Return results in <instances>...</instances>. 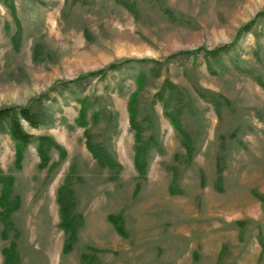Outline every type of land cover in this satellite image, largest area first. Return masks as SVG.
<instances>
[{
	"label": "rangeland",
	"instance_id": "rangeland-1",
	"mask_svg": "<svg viewBox=\"0 0 264 264\" xmlns=\"http://www.w3.org/2000/svg\"><path fill=\"white\" fill-rule=\"evenodd\" d=\"M25 106L54 144L16 165L0 133V264H264V0H0V108Z\"/></svg>",
	"mask_w": 264,
	"mask_h": 264
},
{
	"label": "trees",
	"instance_id": "trees-1",
	"mask_svg": "<svg viewBox=\"0 0 264 264\" xmlns=\"http://www.w3.org/2000/svg\"><path fill=\"white\" fill-rule=\"evenodd\" d=\"M7 5L6 1L4 3ZM10 9L12 7L10 6ZM120 67V65H109L106 69L99 70L93 73H88L82 77H79L77 80L73 81V83H77L83 80H86L90 77L94 76H105L109 71H115ZM135 98L132 95L129 99V124L130 127L135 131V142H139V135L138 130L136 129L135 124V109H134ZM80 116L84 117V110L81 109ZM171 123L175 129H178L177 122L175 121L174 117H171ZM22 121L28 124L31 128H38L47 123L45 116L40 111H35L31 106H25L20 108H0V133H7L9 134L10 138L15 142V163L19 165L21 158H22V150L26 148V146L30 145L33 141L37 143V154L39 158V167L43 168L46 166L48 162V148L53 146V142L48 137H33L32 135L25 132L22 126ZM83 124V120L81 121ZM57 149L56 145H54ZM89 152L97 159L100 163L110 164L104 157L101 156L99 153L98 155L93 151L90 146H87ZM59 155L62 157L64 153L62 151L59 152ZM140 152L136 148L135 153V161L134 165L136 170L139 173H143L144 162L139 157ZM102 158V159H101ZM112 166V165H111ZM11 180L8 177H5L1 170H0V208L1 212L0 215L3 214V211H6V205L4 201L7 199L10 191ZM62 188L58 190L57 202L59 205V214H60V227L63 232L68 235L69 237L74 235L75 233V225L77 220L80 218L72 213L71 204L66 205L65 201L62 198ZM5 226L9 227V223H5ZM117 228V226H116ZM118 229V228H117ZM68 242L64 244L63 250H67ZM2 255L4 258L3 264H11L12 260L16 257L15 252V245L11 244L8 248L2 250ZM85 262L86 258L83 257ZM88 264V263H87Z\"/></svg>",
	"mask_w": 264,
	"mask_h": 264
}]
</instances>
